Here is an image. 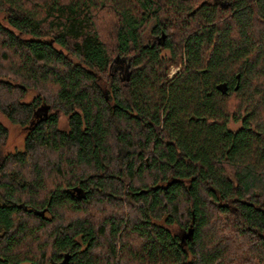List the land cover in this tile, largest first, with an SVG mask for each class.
<instances>
[{
	"label": "trees",
	"instance_id": "1",
	"mask_svg": "<svg viewBox=\"0 0 264 264\" xmlns=\"http://www.w3.org/2000/svg\"><path fill=\"white\" fill-rule=\"evenodd\" d=\"M0 113V264H264V0H0Z\"/></svg>",
	"mask_w": 264,
	"mask_h": 264
},
{
	"label": "rangeland",
	"instance_id": "2",
	"mask_svg": "<svg viewBox=\"0 0 264 264\" xmlns=\"http://www.w3.org/2000/svg\"><path fill=\"white\" fill-rule=\"evenodd\" d=\"M142 37H143L144 43L145 42L149 43L153 40L151 38V35L149 34V31L145 32V34ZM180 67H181L180 64L170 65L169 72H168L169 77L173 76L177 71H179ZM33 95H34L33 92H29L28 94H26L24 101H26V102L30 101L31 97ZM0 124L5 126L7 128V131H8V136H7L3 151L4 152H14L17 150H21L23 148L25 134L27 133L28 126L24 127V126H20V125L11 123L1 113H0ZM58 125L61 129H67V120H66V117L62 114H60V116H59ZM227 126H229V128L232 130H236L237 128H239V123L230 122L229 125H227ZM109 207H110L109 210H113V205H111ZM97 212L98 211H96V210L91 211V213H89V216H91V218L95 219V215L97 214ZM223 236L226 237V236H231V235L228 231H224L221 235V238Z\"/></svg>",
	"mask_w": 264,
	"mask_h": 264
},
{
	"label": "water",
	"instance_id": "3",
	"mask_svg": "<svg viewBox=\"0 0 264 264\" xmlns=\"http://www.w3.org/2000/svg\"><path fill=\"white\" fill-rule=\"evenodd\" d=\"M164 37L165 36L163 34L162 37H161L162 40H164ZM216 87L221 93H226V91H227L226 84H224V83L218 84ZM39 213H41V215H42L43 211L42 212L40 211ZM192 233H193V229H192V227H189V229L184 230L181 234H179L181 243L186 242V240H191L193 238V234ZM68 259H69V255H67L65 257L63 264H65V261L68 260Z\"/></svg>",
	"mask_w": 264,
	"mask_h": 264
}]
</instances>
